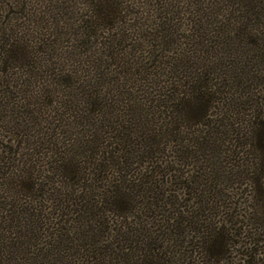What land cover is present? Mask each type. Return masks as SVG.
Instances as JSON below:
<instances>
[{"label": "trees", "instance_id": "trees-1", "mask_svg": "<svg viewBox=\"0 0 264 264\" xmlns=\"http://www.w3.org/2000/svg\"><path fill=\"white\" fill-rule=\"evenodd\" d=\"M135 2L0 29V264H264V0Z\"/></svg>", "mask_w": 264, "mask_h": 264}, {"label": "rangeland", "instance_id": "rangeland-1", "mask_svg": "<svg viewBox=\"0 0 264 264\" xmlns=\"http://www.w3.org/2000/svg\"><path fill=\"white\" fill-rule=\"evenodd\" d=\"M134 1H136L135 3L137 2L140 3L143 0H134ZM144 1L147 2V0H144ZM83 3H84V0H0V29H3L4 27L7 29H11V30H17V29L19 30L23 28L20 34H22L23 36L26 35V38L30 40H33L36 38L42 39L46 37V35H49V34L51 35V33H53V37H55V34H58L60 37H64L63 40H66L65 36L67 37V35L69 33H72V31H75V33H77V31L81 27L79 25L81 24L80 19H79V13L76 15V11H78L79 9L83 7L84 5ZM67 23H72V25L70 26L71 28L70 30H69V27L65 29ZM62 26H63V29L60 30ZM71 36L72 35H70L69 40L72 43ZM48 38H51V36ZM76 40H80V38L76 36ZM76 44H77V41H76ZM79 50H82V47H79ZM196 55H197L196 57L200 61H202L201 60L202 57H203L202 59H205L204 57H206V54L205 53L201 54V52H198ZM208 56H210L211 62L216 63L217 62L216 58H219L222 55L219 52H217L216 49L214 50L212 49L208 53ZM3 80H7V79L3 78ZM12 80L16 81V77H13L11 81ZM47 80H49L48 77L37 79L34 85L32 86L33 90L38 93V90L41 87H44L43 85H46ZM12 86H14V84H12ZM232 89L233 88H231L229 92L232 93ZM16 95L18 97L19 96L23 97L21 92L20 93L18 92V94ZM15 98L17 97L14 96V99ZM247 159L248 158L244 156V160H247ZM222 163L226 164V160L224 159ZM226 166H229V165L226 164ZM184 170L186 173H189V171H192V170L197 172V170L194 169V167L193 168L188 167V168H185ZM196 172L192 174L193 175L196 174L197 176L198 174ZM192 174H189L188 176ZM204 174L206 173L204 172ZM220 181L222 182L220 184L222 187L224 185H226L227 187L228 186L230 187V185H232V184H229V182L228 183L225 182L224 178L220 179ZM244 183L239 188V191H237V193L242 192V195L239 197H234V200H232V203L234 202L240 203L241 204L240 207L242 208L244 207L245 209L249 203L248 198H246V194H248L250 189L248 186L245 188ZM205 185L206 183H204V186ZM199 186L202 187L200 183H199ZM201 187L194 188L196 190L195 192H197L198 189L200 191L203 189H208V188H203V187L201 188ZM227 187H225L226 191L228 190ZM235 189H236V186L234 187L233 193H235L234 192L236 191ZM179 194L182 199L181 206L187 208L189 204L185 202V200L188 199L186 193L184 191H179ZM206 194L208 193L206 192ZM225 203L231 204V202H226V201ZM243 204L245 205L242 206ZM240 207L239 209H241Z\"/></svg>", "mask_w": 264, "mask_h": 264}]
</instances>
